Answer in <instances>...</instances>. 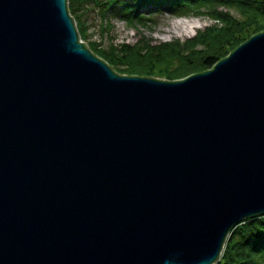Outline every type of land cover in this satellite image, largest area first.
Returning a JSON list of instances; mask_svg holds the SVG:
<instances>
[{
    "label": "water",
    "instance_id": "95a60500",
    "mask_svg": "<svg viewBox=\"0 0 264 264\" xmlns=\"http://www.w3.org/2000/svg\"><path fill=\"white\" fill-rule=\"evenodd\" d=\"M264 214V31L177 80L116 73L67 0H0V264H214Z\"/></svg>",
    "mask_w": 264,
    "mask_h": 264
},
{
    "label": "trees",
    "instance_id": "16d2710c",
    "mask_svg": "<svg viewBox=\"0 0 264 264\" xmlns=\"http://www.w3.org/2000/svg\"><path fill=\"white\" fill-rule=\"evenodd\" d=\"M230 7L239 18L217 11ZM67 9L76 23L80 39L87 40V14L95 9L101 34L112 18L119 17L129 27L144 25L151 13L166 11L176 16L214 12L223 25L207 27L186 40L159 45L116 44L112 39L89 40L85 44L118 74L177 80L193 72L207 70L245 40L251 31H264V0H67ZM204 13V14H205ZM193 15V16H194ZM105 39V38H104ZM214 264H264V215L246 218L236 225Z\"/></svg>",
    "mask_w": 264,
    "mask_h": 264
},
{
    "label": "rangeland",
    "instance_id": "374dc122",
    "mask_svg": "<svg viewBox=\"0 0 264 264\" xmlns=\"http://www.w3.org/2000/svg\"><path fill=\"white\" fill-rule=\"evenodd\" d=\"M216 10L221 11L223 14L228 13V15L231 17H236V18L240 17L239 13L235 9H232L230 7L220 6V7H216ZM201 13L202 15H198V16H195L194 14L188 16H180L182 18H188V19L196 18L200 22V24H202L201 27L185 33L178 32L176 34L169 32L168 27H170L172 22L175 21L179 16H176L166 11H159V12L151 13V15L148 16V20L145 22L144 25L136 24L134 28L129 27L119 17L112 18L111 20L112 22L108 27V31L103 33L104 36H102L101 26H100L101 21L99 15L95 9H92L89 10L86 19L87 22L86 24L88 27L87 33L89 35V38L87 40L80 39V42L86 43L89 40L99 42V40H101L103 42L102 44L103 46L104 43L108 42L109 39H112L116 44L128 43L130 45L136 43L137 41H141L139 45H142V42L144 43V45H159L161 43L172 42L176 40L180 41L181 43H184L186 40L192 38L197 31H203L207 27H212L215 25H218V27L220 25H223V23L220 22L219 19L214 18L215 16L214 12L205 13L202 10ZM259 32L261 31L249 32L245 40L242 41L241 43L245 42L246 40L249 39V37ZM231 51H229L224 57H226ZM193 73H198V72H193ZM158 79H162V78H158Z\"/></svg>",
    "mask_w": 264,
    "mask_h": 264
},
{
    "label": "bare ground",
    "instance_id": "6f19581e",
    "mask_svg": "<svg viewBox=\"0 0 264 264\" xmlns=\"http://www.w3.org/2000/svg\"><path fill=\"white\" fill-rule=\"evenodd\" d=\"M202 24L196 18H182L178 17L175 21L172 22L170 27H168V31L172 33L178 32H188L192 31L193 29L201 27ZM264 215V214H261ZM257 216V215H256Z\"/></svg>",
    "mask_w": 264,
    "mask_h": 264
}]
</instances>
